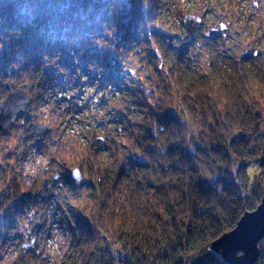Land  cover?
I'll return each instance as SVG.
<instances>
[{
  "label": "trees",
  "instance_id": "16d2710c",
  "mask_svg": "<svg viewBox=\"0 0 264 264\" xmlns=\"http://www.w3.org/2000/svg\"><path fill=\"white\" fill-rule=\"evenodd\" d=\"M173 6L174 0H0V42L6 64L18 68L13 78L23 68L33 80L30 91L47 97L69 89L55 84L63 81L57 68L68 65L80 83L118 85L121 100L131 94L136 104L125 109L137 115L105 137L110 161H98L89 145V191L72 190L59 208L71 227L64 255L52 261L28 250L20 264H226L210 252L212 242L264 194V70L256 67L257 50L215 61L212 42L200 64L202 53L174 46L185 29ZM151 41L153 71L130 72L125 83L123 66ZM20 49L27 56L18 61ZM240 64L247 67L238 73ZM22 188L14 173L0 177V244L30 199ZM259 250L255 264H264V238Z\"/></svg>",
  "mask_w": 264,
  "mask_h": 264
},
{
  "label": "rangeland",
  "instance_id": "374dc122",
  "mask_svg": "<svg viewBox=\"0 0 264 264\" xmlns=\"http://www.w3.org/2000/svg\"><path fill=\"white\" fill-rule=\"evenodd\" d=\"M174 2L176 19L181 22L183 29L184 17L187 14L200 16L202 19L194 39L189 40L184 34H179V38L173 40L174 46L177 43L180 46L188 44L190 50L202 53L198 59L200 64L208 59V45L212 42L216 50L215 61L226 59L232 53L237 57L246 54L249 57L257 50L256 55H260V59L256 67L264 70V0ZM222 23L226 26L225 30H220ZM156 48L153 41L149 43L147 50L136 48V54L128 58L127 64L122 68L123 72L121 70V80L127 83L130 72L132 77L150 75L155 63L153 54ZM16 53L18 61L27 56L23 49L17 50ZM3 54V43L0 42V101L8 95L6 84L9 82L24 90L30 101L25 112L17 115L8 133L0 129V177L14 173L24 193L31 195L24 205L23 214L15 216L16 230L11 232L5 243L0 244V264H20L24 260L28 262L21 246L33 237H36V241L30 250H35L53 261L64 255L70 242L69 214L59 211L62 199L72 190L76 191L75 193H87L94 179L87 169L93 165L88 159L92 154L89 145L92 144V147L97 149L95 155L98 161L103 164L110 161L105 137L114 136L113 131L119 124L137 119L135 109L131 110L132 112L125 109L126 104L135 103V100H132L131 94L121 100L123 97L118 85L109 88L105 87V83L97 85L96 81L91 80H83V83H80L68 65L57 68L56 72L63 74V81H55L58 86H63L62 82L68 83L67 91L54 90L53 94L45 97L41 91L36 90L34 95L30 91L33 83L29 78L30 74H23L21 68L13 78L11 72L18 68L9 67ZM176 54L177 51L173 49L169 52V58L174 59ZM161 61L160 56L156 64L159 65ZM244 67L247 66L238 65V73L242 72ZM60 91L62 94H59ZM103 92H106L105 101H101ZM34 123L49 125L51 129L42 137L36 138L33 133ZM74 168L81 171V183L71 178ZM56 173L60 174V178L53 182L52 176ZM45 179L49 180V192L42 197L38 191ZM70 180L76 184L75 189ZM5 187L3 189H6ZM37 221L41 223V227L35 233L33 226ZM21 226H27L32 232L28 236L25 233L20 234Z\"/></svg>",
  "mask_w": 264,
  "mask_h": 264
},
{
  "label": "water",
  "instance_id": "95a60500",
  "mask_svg": "<svg viewBox=\"0 0 264 264\" xmlns=\"http://www.w3.org/2000/svg\"><path fill=\"white\" fill-rule=\"evenodd\" d=\"M185 27V35L188 38H193L197 33L201 18L192 14H187L183 21ZM224 28V25H222ZM158 58H160L156 51ZM9 90L8 95L3 101H0V129L4 133H8L10 126L15 122L17 115L24 113L30 101L29 95L21 88H16L13 82L6 84ZM107 99L105 92L101 96V100ZM49 125L34 123L33 133L36 138L42 137L50 131ZM60 175L52 176V181L56 182ZM71 177L76 182L82 181V174L79 168H74L71 171ZM49 180L43 181L42 187L38 191L41 195H46L49 192ZM33 212L30 215L32 220ZM41 227V223L37 221L33 230L35 233ZM31 229L27 226H21L20 233H25L28 236ZM264 238V194L258 207L253 211H247L239 219L237 225L230 231L222 234L214 240L210 246V252L219 256L226 264H255L260 257L259 243ZM36 237L31 238L29 242L22 244L21 248L25 253L35 244Z\"/></svg>",
  "mask_w": 264,
  "mask_h": 264
},
{
  "label": "flooded vegetation",
  "instance_id": "af4514ba",
  "mask_svg": "<svg viewBox=\"0 0 264 264\" xmlns=\"http://www.w3.org/2000/svg\"><path fill=\"white\" fill-rule=\"evenodd\" d=\"M221 29V28H220Z\"/></svg>",
  "mask_w": 264,
  "mask_h": 264
}]
</instances>
